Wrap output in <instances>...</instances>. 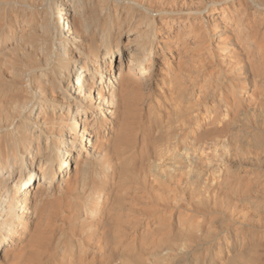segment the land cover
<instances>
[{"label":"bare ground","instance_id":"6f19581e","mask_svg":"<svg viewBox=\"0 0 264 264\" xmlns=\"http://www.w3.org/2000/svg\"><path fill=\"white\" fill-rule=\"evenodd\" d=\"M0 264H264V0H0Z\"/></svg>","mask_w":264,"mask_h":264}]
</instances>
